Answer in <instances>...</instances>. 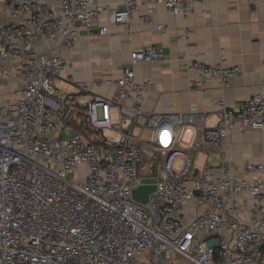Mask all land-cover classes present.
I'll use <instances>...</instances> for the list:
<instances>
[{"label": "built area", "instance_id": "1", "mask_svg": "<svg viewBox=\"0 0 264 264\" xmlns=\"http://www.w3.org/2000/svg\"><path fill=\"white\" fill-rule=\"evenodd\" d=\"M115 1L0 0L13 16H25L19 24L0 22V264H264V180L234 178L227 144L234 129H264V87L234 108L219 102L213 127L199 123L194 107L147 113L141 101L150 84L135 81L133 66L164 59L161 47L149 46L129 54L121 77L102 80L116 87V99L85 82L77 93L57 88L80 32L108 33L96 26L102 12L108 24H128L144 8L141 19L150 23L152 4L187 14L196 0ZM39 40L49 54H38ZM190 68L223 88L241 73L223 55ZM191 125L200 137L188 148H217L218 167L196 168L183 153L181 132ZM152 177L155 189L139 204L132 192ZM246 195L251 205L243 216Z\"/></svg>", "mask_w": 264, "mask_h": 264}, {"label": "crops", "instance_id": "2", "mask_svg": "<svg viewBox=\"0 0 264 264\" xmlns=\"http://www.w3.org/2000/svg\"><path fill=\"white\" fill-rule=\"evenodd\" d=\"M115 3V0H96V5L101 7ZM152 5L150 23L141 19L144 8L133 14L128 24H108V14L102 12L96 26H108L107 34L99 36L97 28L81 31L76 48L67 52L69 69L55 81L60 92L77 93L76 84L85 82L92 93L116 99V87L102 80L121 77L129 54L149 46L161 47L164 59L133 66L135 81L150 84L141 101L147 113L178 114L194 107L201 117L199 123L213 127L220 118L219 102L234 108L264 87V0H196L187 14L167 11L161 4ZM24 17H15L9 9L0 7V22L19 24ZM158 25L162 28L158 29ZM50 47L44 40L35 44L41 55L49 54ZM221 55L226 65L241 68L227 88L217 78L201 81L199 72L190 68L196 61L213 64ZM12 78L19 77L10 74L8 79ZM181 136L182 151L192 157L196 168L220 165L217 148L208 153L188 148L187 143L200 137L195 126L184 128ZM227 144L234 178L264 180V170L249 172L244 168L248 162L264 165V129L243 132L234 129ZM250 205L247 195L240 199L243 216Z\"/></svg>", "mask_w": 264, "mask_h": 264}, {"label": "water", "instance_id": "3", "mask_svg": "<svg viewBox=\"0 0 264 264\" xmlns=\"http://www.w3.org/2000/svg\"><path fill=\"white\" fill-rule=\"evenodd\" d=\"M155 178H145L144 184L139 186L132 192L133 199L139 204H145L148 200L149 194L155 189Z\"/></svg>", "mask_w": 264, "mask_h": 264}, {"label": "rangeland", "instance_id": "4", "mask_svg": "<svg viewBox=\"0 0 264 264\" xmlns=\"http://www.w3.org/2000/svg\"><path fill=\"white\" fill-rule=\"evenodd\" d=\"M111 118H112V121H116V116H115V110H113L112 112H111ZM102 133H103V135L105 136V137H113V138H115V139H117V135H115V134H112L111 132H109V130H103L102 131ZM182 141L184 142V139H182ZM179 162V161H178ZM177 162V160H176V164H175V166H174V169H177L178 168V165H179V163Z\"/></svg>", "mask_w": 264, "mask_h": 264}, {"label": "snow or ice", "instance_id": "5", "mask_svg": "<svg viewBox=\"0 0 264 264\" xmlns=\"http://www.w3.org/2000/svg\"><path fill=\"white\" fill-rule=\"evenodd\" d=\"M169 136V134L167 132L163 133V137L166 139Z\"/></svg>", "mask_w": 264, "mask_h": 264}]
</instances>
